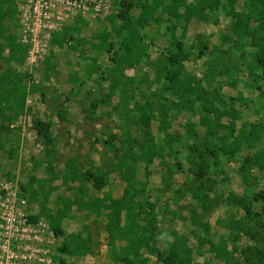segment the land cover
Wrapping results in <instances>:
<instances>
[{"label":"rangeland","instance_id":"1","mask_svg":"<svg viewBox=\"0 0 264 264\" xmlns=\"http://www.w3.org/2000/svg\"><path fill=\"white\" fill-rule=\"evenodd\" d=\"M110 1L107 14L93 20L78 17L70 23L68 26L74 27L75 40L67 39L61 46L51 43L48 55L40 64H27L29 49L26 46L28 50L23 63L12 64L13 71L24 78L27 100L22 114L12 125V133L7 140H0V183L15 181L20 185L33 181L26 192L30 212L49 224V215L60 209L66 211L62 220L65 236L57 238L55 261L123 264L114 262L116 246H107L105 215L89 213L86 217L87 212L79 211L78 201L83 192L88 195L85 201L121 196L125 183L113 168L118 160L115 156H121L128 149L125 132L145 145L141 118L142 112H149L150 104L155 110V118L151 121L155 149L159 151L161 146L167 145L159 123L167 122L170 128L165 132L173 138L168 145L171 149L161 150V156L154 158L146 171L143 163L136 164V188L142 191L136 202L144 207H136L139 216L135 228L141 231L147 222H152L157 232L156 246L160 250L166 249L174 236L183 237L194 251L192 264H241L238 251L250 241L240 230H228L227 226L245 220L235 200H249L254 210L261 213L264 200L252 202L251 199L255 192L264 191V179L255 169L243 174L239 172L242 159L255 150L242 145L239 153L228 157L219 151V147L233 142L231 138L225 139L228 130L224 127L233 128L236 139L240 134L247 137L254 131L259 135L255 149L264 147V75L261 78L254 76L261 75L254 65L258 48L252 46L249 36L235 38L228 32L233 24V12L244 10L243 1L236 0L235 6L225 3V7L220 6L218 10L206 11L204 21L193 18L186 23L184 6H193L197 0H174L175 9L180 4L177 18H170L163 5H156V0H135L136 7L146 4L155 11L154 20L142 32L148 44L149 58L140 66L124 69L123 85L114 95L109 90L113 66L108 57L118 52V44L125 32L122 22L117 19L120 0ZM169 1L165 0L163 4L167 5ZM138 12L134 8L130 14L136 17ZM170 25L177 26L175 35L182 39L190 53L181 70V78L192 84L194 78L203 82V96L190 109L177 108L181 98L166 91L164 80L158 79L153 69L161 59V53L171 48L172 37L167 31ZM252 29L257 40L264 39V27L251 22L249 31ZM15 31L18 42V20ZM227 34L233 36L232 41H224ZM201 43L207 47L203 55L199 52ZM111 45L113 49L109 54ZM124 90L129 99L127 105L126 98L121 97ZM205 102L217 109L205 115L209 126L218 125L217 136H206V128L202 126L201 107ZM93 104L97 105L95 109H92ZM136 104L142 106V112L133 110ZM129 110L131 113L126 121L124 116ZM36 120L47 121L52 126L54 156L49 160L45 157L42 140L32 129ZM106 140L111 143L106 144ZM192 144L203 153L206 147L217 154L206 160L210 165V181L204 182L207 186L204 189L200 187L202 182L193 175L196 163L188 150ZM133 153L139 154L137 148L134 147ZM71 164L75 165L78 174L85 170L106 174L107 185L97 191L79 178L68 179ZM73 201L78 204L65 207ZM146 202L153 206L152 210L145 206ZM262 220L264 222V214ZM77 236L83 240L90 237L87 256L71 257L58 251L63 245L71 249L70 238ZM202 240L205 243L201 247L199 242ZM210 242L219 248L226 246L231 257L225 261L217 260ZM144 256L149 259V264H157L154 256Z\"/></svg>","mask_w":264,"mask_h":264},{"label":"trees","instance_id":"2","mask_svg":"<svg viewBox=\"0 0 264 264\" xmlns=\"http://www.w3.org/2000/svg\"><path fill=\"white\" fill-rule=\"evenodd\" d=\"M165 0H156V5H163L164 12L170 18L178 17V7L175 9L174 0H170L167 5H164ZM197 0L193 6H184V20L188 23L191 19L204 21L206 11L218 10L220 6L225 7V3L230 6H235L236 0ZM243 1L244 10L234 11L232 14L233 24L229 28L228 32L235 38L242 36H249L253 47H257V53L254 58V65L261 73L254 74L256 78H261L264 75V39H256L255 31H249L251 28V22L253 24H259L264 27V0H237ZM119 11L117 13V19L122 22V30L125 32V36L121 38L119 42L118 52H114L113 55H109L108 60L112 64L113 77L110 83V93L114 95L120 87H122L123 73L125 68H133L144 64L148 58V44L145 42L142 32L146 29L151 21H153V10L146 4H141L136 7L135 0H120ZM136 8L139 10L136 17L131 16V11ZM17 0H0V140H7L8 136L12 133V125L17 121L22 114L27 96V87L24 84V78L21 75L15 73L12 69V64L21 65L27 54V48L17 44ZM157 22V21H156ZM74 27L65 26L61 33H57L53 36V45H64L67 39L75 40L72 31ZM177 26L170 25L167 27V31L171 33L172 40L170 42L171 48L165 49L162 52L161 59L154 66V71L157 73L158 79L164 80L166 91H170L172 95L179 96L181 103L177 105V108L190 109L191 106L197 101L198 98L203 96L204 88L202 87V81L193 79L191 81L183 80L181 78L184 65L188 62L190 53L186 51L185 46L181 38H178L176 33ZM120 33V31H117ZM233 36L225 35L224 41L230 42L233 40ZM80 37V36H79ZM81 38V37H80ZM200 54L203 55L207 49L205 43H201ZM8 49V53L5 54V50ZM113 49L111 45L108 53ZM48 63V60L46 61ZM125 87V86H124ZM260 90V88H256ZM126 90V89H125ZM122 91L121 97H127V92ZM126 105L129 99L126 98ZM201 111L204 114L200 116L202 120V126L206 128V136H217L218 125L213 127L209 126L206 121V116L217 111L214 109L210 102H205L202 105ZM97 107L96 104L92 105V109ZM134 111H143L142 106L136 104ZM124 116L128 121V115L131 111ZM141 123L145 127L144 136L146 138L145 145L139 143L135 139H131L128 132H125L124 141L126 142L127 150L121 155H116L118 159L117 164L113 167L118 173H120L123 182L125 183L122 190V194L119 198H111L109 196H103L102 198H94L91 201H85L88 195L81 193V199H79V211L87 212L86 217L91 214H104L107 219L106 231L108 236L107 246H116L114 255V262L123 264H149V259L146 256H154L157 264H192L194 251L188 247L187 241L183 237L174 236L172 243L168 244L167 248L160 250L156 246L157 232L152 222H147L142 227L141 231H138L135 220L139 216V212H136L137 205L139 209L142 207L136 202V199L141 190L136 187V173L138 168L137 163L144 164V170L146 171L148 165L153 162V159L161 156V150L171 149L169 141L173 138L168 135L167 131L170 127L166 121L159 123V130L164 132L166 139V146L160 147V150L155 149V139L151 132V121L155 118V110L152 105L149 104V112L146 114L142 112ZM206 115V116H205ZM166 116V114H162ZM59 118L60 115H58ZM32 129L36 135L42 140L44 147L46 148L45 157L47 160L54 156L53 143L54 137L52 134V126L49 122L43 120H36ZM256 127V126H255ZM228 131L224 136L225 139H232L231 145H223L219 147V151L228 157H232L233 154L239 153L242 149V145L248 150H255L251 155H247L242 159V163L239 166V172L245 173L248 170L255 169L259 175L264 179V147L255 149V142L259 140V135L256 132L248 133L246 135L240 134L236 139L234 137V129L224 127ZM223 137V136H222ZM221 138V137H220ZM113 139V138H112ZM222 139V138H221ZM106 144H110L111 141H105ZM1 142V146H2ZM168 146V147H167ZM137 148L139 154H134L133 149ZM3 148V146H2ZM114 150L118 152V149L113 146ZM189 154L195 160L196 170L193 175L197 181H201V188H207L204 182L210 181L209 169L210 165L206 161L209 156L216 157V152L210 148L205 147V153L199 151L196 144L189 146ZM71 163V162H70ZM70 180H76L79 178L83 183H90L91 186L101 191L107 185V176L104 173H98L93 170H85L82 174H78L75 170V165H70ZM243 176V175H242ZM33 181L27 184L21 183L19 188L21 190V196L26 198V192L28 187H32ZM252 202H260L264 200V191L255 192L252 196ZM77 201L66 204L65 207L69 208L78 204ZM235 204L239 205L244 213V219L242 222L235 221L234 225H228V230L238 229L245 237L250 241V244L245 245L238 251L242 258L241 264H264V222L262 220V214H264V208L260 212H256L252 206V203L248 200H235ZM145 206L152 210L153 206L149 203H145ZM66 216V211L58 210L54 214L49 215L51 221L50 226L54 231L57 238L64 237V223L62 220ZM39 215H33L30 217V221L35 222ZM204 227V226H203ZM89 235V234H88ZM72 236V235H70ZM71 239L72 248L68 249L66 245L58 248L59 252L69 254L71 257L84 258L90 253V237L85 240L79 238ZM204 241L199 242V246L204 245ZM210 249L214 252V257L217 260H228L231 257L227 247L219 248L210 242ZM89 247V249H88ZM237 251V250H236ZM54 259V258H53ZM55 264H67L65 260H57Z\"/></svg>","mask_w":264,"mask_h":264},{"label":"built area","instance_id":"3","mask_svg":"<svg viewBox=\"0 0 264 264\" xmlns=\"http://www.w3.org/2000/svg\"><path fill=\"white\" fill-rule=\"evenodd\" d=\"M110 0H17L18 42L28 47L27 64H40L53 36L78 17L108 13ZM17 182L0 183V264H55L57 237L47 221L30 212Z\"/></svg>","mask_w":264,"mask_h":264},{"label":"crops","instance_id":"4","mask_svg":"<svg viewBox=\"0 0 264 264\" xmlns=\"http://www.w3.org/2000/svg\"><path fill=\"white\" fill-rule=\"evenodd\" d=\"M16 43L18 44V42L16 41ZM8 53V49H6L5 50V54H7ZM30 211H31V209H30ZM35 214V213H34ZM36 215V214H35Z\"/></svg>","mask_w":264,"mask_h":264}]
</instances>
